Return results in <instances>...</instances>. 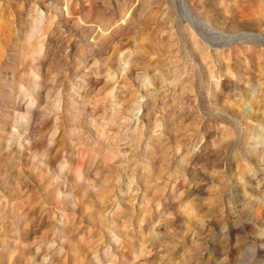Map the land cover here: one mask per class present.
I'll list each match as a JSON object with an SVG mask.
<instances>
[{"label":"rangeland","instance_id":"obj_1","mask_svg":"<svg viewBox=\"0 0 264 264\" xmlns=\"http://www.w3.org/2000/svg\"><path fill=\"white\" fill-rule=\"evenodd\" d=\"M0 264H264V0H0Z\"/></svg>","mask_w":264,"mask_h":264}]
</instances>
